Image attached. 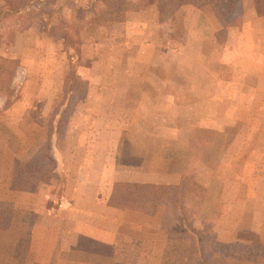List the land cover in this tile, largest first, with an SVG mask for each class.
Segmentation results:
<instances>
[{"label": "rangeland", "instance_id": "obj_1", "mask_svg": "<svg viewBox=\"0 0 264 264\" xmlns=\"http://www.w3.org/2000/svg\"><path fill=\"white\" fill-rule=\"evenodd\" d=\"M127 1L137 0H0V8L15 11L0 14V264L114 261L110 246L74 239L77 226L103 218L82 208L79 196L95 195L83 191V175L69 168L37 184L12 181L16 160L26 166L45 158L32 156L33 135L45 136L54 111L70 116L72 107L79 123L70 131L71 151L81 122L130 120L121 164L137 165L149 152L154 171L184 173L182 206L169 204L163 214L168 226L162 212L145 223L151 258L138 262L129 246L115 259L185 264L188 233L209 236V264H264V0H243L235 25L220 17L230 0L187 4L167 19L156 3L123 10ZM133 12L145 14L133 22ZM81 157L69 163L78 167ZM60 192L67 201L57 207L52 196ZM131 220L144 223L139 215Z\"/></svg>", "mask_w": 264, "mask_h": 264}, {"label": "crops", "instance_id": "obj_2", "mask_svg": "<svg viewBox=\"0 0 264 264\" xmlns=\"http://www.w3.org/2000/svg\"><path fill=\"white\" fill-rule=\"evenodd\" d=\"M153 8L154 6L151 5L150 9ZM141 14L145 13L133 12L131 14L133 22H135L134 20L136 19L137 15ZM132 29L135 30L134 32L141 30L136 29V26H132ZM125 32L130 33L129 29H127ZM143 44L147 43L144 42ZM151 44H154V42H151ZM83 60L87 64H93V57L88 58L86 56V58ZM94 91L95 90H92L91 87V89L88 91L87 97L90 98ZM97 92L101 93L102 91L97 90ZM147 93H149L147 90L143 92L144 95H147ZM63 94L65 95L64 92ZM121 95H123L122 91ZM158 95L162 97H169L170 93L169 91L163 93V91L159 90ZM75 108L73 109L72 107L73 114H75ZM56 110L54 111L53 115H51L50 120L46 122V135L43 137L37 133L33 135L34 137L32 145H34V149H32V156H51L52 160L55 162L54 175L51 178H56L58 176L61 178L60 176L66 175V171L69 168L74 169L76 171L75 174L79 173V175H83L86 180V183L83 184V191H86L87 189L94 190L95 195L93 198H90V196H79V200L83 204L82 208H89L92 211L90 214H88L90 216L93 215L94 209L97 211L100 210V215L96 216V220H98L99 217H103L101 223L94 224L88 219L86 224L82 223L79 227L77 226L74 233V239H85L99 245L102 244L110 246L113 248L115 257L121 256V252L130 246L136 251L137 255L136 253L135 255L138 262H142L141 260L147 261V258L150 259L152 254L150 250L143 248V245L145 244L144 240L150 239L152 234L148 235L146 233L145 230L148 228V226H145V223H148L149 220L154 221L156 216H150L130 209L123 210L109 205V198L113 190V185L115 182L179 185L184 173H182L180 170L173 172L166 171L164 173L154 171L148 166V156H150L149 152L141 156L137 155V165H132V163L127 162V164H121L120 160L122 157L118 154L121 140L124 138V135L127 131L126 129L130 127V124L131 128L132 126L135 127L133 121L130 122V120H128L127 123H124L125 125L119 122V125L117 126L115 123L113 125L105 122V120L101 119V117L98 121L90 122L88 120L87 122H81L77 126V128L79 127L80 130H78V136L75 142L76 147L74 146V151H71L72 147L70 145L72 144L69 143L70 131H72L73 127L75 126L74 122L77 123L78 121L73 119L72 113L70 116L61 114L59 115V108L58 111ZM132 112L134 113L133 109ZM61 117H65L66 119L62 126L58 123ZM135 122L137 123V121ZM39 125L40 124L35 121L32 127L33 129H39ZM140 128L145 129V126H140ZM59 129L62 130V134L59 132ZM140 135L142 137L141 132ZM143 137L145 140L149 138L147 135ZM5 143L7 142L5 141ZM58 143H63V147L65 145V151L62 150V153L61 151H58ZM134 155L131 154L130 159H135L137 157ZM60 156L61 160H59ZM75 156H83L84 158L81 157L83 162L81 165L78 167L75 166L74 168V165L72 166L71 163L73 160H75ZM69 159L71 163H69ZM77 159H79V157H77ZM63 165H66L67 168ZM22 191L25 192V190ZM74 191L79 192L81 189L80 187L76 186ZM90 192L91 191L88 192L89 195ZM52 198L53 202L57 203V207L59 204L65 205L67 201L65 200L64 196H62V194L58 197L52 196ZM81 211L83 212V210ZM133 215H139V219L141 220L143 218L144 223L139 224L138 220L132 221L131 217H133ZM148 224H151V222ZM115 257L111 264H118L119 261H121V264H123L122 260H117Z\"/></svg>", "mask_w": 264, "mask_h": 264}, {"label": "trees", "instance_id": "obj_3", "mask_svg": "<svg viewBox=\"0 0 264 264\" xmlns=\"http://www.w3.org/2000/svg\"><path fill=\"white\" fill-rule=\"evenodd\" d=\"M203 1L204 0H137L133 2L127 1L121 5L124 7L123 10L128 8L127 10L130 11H139L153 2L157 4L161 18L167 19L174 15L180 7L187 4L200 7ZM242 3L243 0H230L228 7L224 8V10L220 12V17L223 18V21L230 22L231 25L238 23L242 16ZM114 10L115 9H110L108 11L113 12ZM0 14H3L4 17H10L15 15V11L0 8ZM64 102H62L61 105H63ZM65 121V117H61L58 123L62 126ZM59 132L62 134V130L59 129ZM44 157L45 158L42 157L41 161L39 160L36 163L26 166L23 165L20 160H16L12 172V181L16 183L37 184L39 182H44L47 178L53 177L55 162L52 161L46 163L47 158L46 156ZM185 193V184L161 185L150 183L115 182L109 198V205L123 210L130 209L139 211L150 216H156L162 212V225L168 226L169 222H165L166 216H163L164 212L167 211L169 204L181 207V199L184 197L183 194ZM194 231L198 232L199 230L194 228ZM199 234H202V231H199ZM182 236H184L182 239L189 241V249L185 264H209L207 260L208 253L206 245L209 236L203 238L201 236L197 239L190 236L188 233L182 234Z\"/></svg>", "mask_w": 264, "mask_h": 264}]
</instances>
